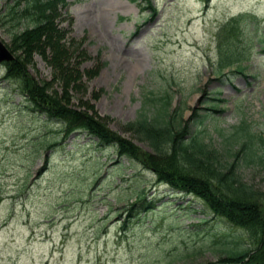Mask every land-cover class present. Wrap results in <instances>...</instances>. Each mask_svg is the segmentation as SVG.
I'll return each mask as SVG.
<instances>
[{
	"label": "rangeland",
	"instance_id": "1",
	"mask_svg": "<svg viewBox=\"0 0 264 264\" xmlns=\"http://www.w3.org/2000/svg\"><path fill=\"white\" fill-rule=\"evenodd\" d=\"M67 1L61 24L85 56L80 69L97 70L73 88L72 106L85 107L82 96L112 130L152 151L125 125L170 96L169 109L182 106L185 122L200 126L221 169L231 163L222 180L235 171L264 214V0H151V18L141 0ZM6 6L0 0V13ZM240 13L252 17L223 40L246 57L244 74L236 64L218 71V33ZM0 39L10 43L8 25ZM34 61L30 73L49 80L51 68ZM18 86L0 64V264H209L248 245L245 230L202 200L157 183L136 161H114L113 147L85 132L66 136L60 122L31 111ZM241 127L252 155L236 144L246 139ZM140 195L154 207L128 216Z\"/></svg>",
	"mask_w": 264,
	"mask_h": 264
},
{
	"label": "trees",
	"instance_id": "2",
	"mask_svg": "<svg viewBox=\"0 0 264 264\" xmlns=\"http://www.w3.org/2000/svg\"><path fill=\"white\" fill-rule=\"evenodd\" d=\"M146 1L152 8L150 0ZM67 5L65 0H7L6 10L0 13V25H8L9 48L15 58L4 63L5 78L18 82L20 93L33 110L63 122L69 132L77 129L86 131L96 137L100 145L113 147L118 157L126 156L139 161L151 169L159 181L178 192L203 199L215 214L245 230L248 245L225 250L226 256L221 257L219 264H264L261 199L257 192L240 181L235 171L222 180L231 163L221 169V159L201 137V130H192L190 123L185 122L182 106L170 110L169 96H164L159 102L151 104L150 114L139 113L134 121L125 125V128L143 136L151 152L111 130L105 122L107 117L97 115L89 100H83L81 96L79 101L85 107L72 106L73 88L81 85L83 74L92 78L97 70L80 69L85 56L83 52L79 54L78 47L67 39L66 30L60 25L64 15L61 10ZM245 17L239 15L232 18L223 29L237 28V23ZM22 24H25L22 30H15ZM219 51L221 68L245 59L232 49L223 50L220 47ZM36 55L51 68L49 80L36 79L30 73ZM201 117L195 113L194 118ZM202 121L200 119L199 123ZM243 135L246 136L245 142L236 140V144H242L241 148L238 145L239 150L247 145L242 151L248 149L249 155H252V135L246 130H243ZM136 206L143 210L147 207L141 200ZM225 236L228 235L221 234V237Z\"/></svg>",
	"mask_w": 264,
	"mask_h": 264
},
{
	"label": "water",
	"instance_id": "3",
	"mask_svg": "<svg viewBox=\"0 0 264 264\" xmlns=\"http://www.w3.org/2000/svg\"><path fill=\"white\" fill-rule=\"evenodd\" d=\"M12 59H13V55L0 40V62L4 60H12Z\"/></svg>",
	"mask_w": 264,
	"mask_h": 264
}]
</instances>
